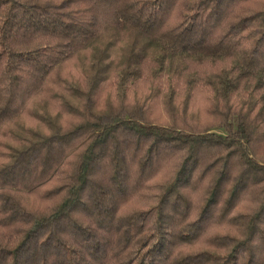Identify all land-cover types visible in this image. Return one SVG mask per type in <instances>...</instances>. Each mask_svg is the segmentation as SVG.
Here are the masks:
<instances>
[{
  "label": "trees",
  "instance_id": "obj_1",
  "mask_svg": "<svg viewBox=\"0 0 264 264\" xmlns=\"http://www.w3.org/2000/svg\"><path fill=\"white\" fill-rule=\"evenodd\" d=\"M0 264H264V0H0Z\"/></svg>",
  "mask_w": 264,
  "mask_h": 264
},
{
  "label": "rangeland",
  "instance_id": "obj_2",
  "mask_svg": "<svg viewBox=\"0 0 264 264\" xmlns=\"http://www.w3.org/2000/svg\"><path fill=\"white\" fill-rule=\"evenodd\" d=\"M122 54L123 53L119 52L117 56L119 58H121L123 56ZM63 71H65V69L62 70V74H61L62 76H69L70 75L69 73L64 74ZM74 72L77 73L78 70L75 69ZM108 95H109V91L107 90V91H105L103 93V95H102V97L100 99L101 102H104L105 100H107L108 99ZM44 99H45V101L47 103H45V106L44 107H40L38 109V112L39 113L43 114L46 111H48V112H67V109L66 108H62L60 106L59 99H57L55 97H50V96H46ZM44 99L42 98L41 100H44ZM41 100H39V101H41ZM42 102H44V101H42ZM157 111H159V109ZM28 120H30L31 122H33V119H25V122L23 124L27 125L30 122ZM34 128H39V126H37V124H34ZM14 131H15V133L17 135L22 133L20 130H14ZM12 138H13V136L10 135V139H12ZM218 229H219L218 227H213L209 231H210V233L211 232H216Z\"/></svg>",
  "mask_w": 264,
  "mask_h": 264
}]
</instances>
